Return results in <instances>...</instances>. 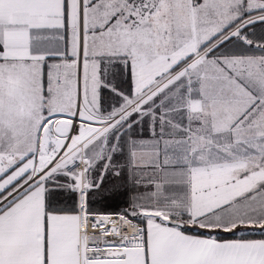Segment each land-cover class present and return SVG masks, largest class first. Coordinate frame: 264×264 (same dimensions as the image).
Wrapping results in <instances>:
<instances>
[{"label": "snow or ice", "instance_id": "1", "mask_svg": "<svg viewBox=\"0 0 264 264\" xmlns=\"http://www.w3.org/2000/svg\"><path fill=\"white\" fill-rule=\"evenodd\" d=\"M0 264H264V0H0Z\"/></svg>", "mask_w": 264, "mask_h": 264}]
</instances>
